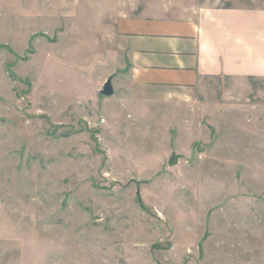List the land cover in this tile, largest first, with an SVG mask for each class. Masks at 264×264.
I'll return each mask as SVG.
<instances>
[{
  "label": "rangeland",
  "instance_id": "obj_1",
  "mask_svg": "<svg viewBox=\"0 0 264 264\" xmlns=\"http://www.w3.org/2000/svg\"><path fill=\"white\" fill-rule=\"evenodd\" d=\"M73 1L0 0V264H264V87L136 99Z\"/></svg>",
  "mask_w": 264,
  "mask_h": 264
},
{
  "label": "crops",
  "instance_id": "obj_2",
  "mask_svg": "<svg viewBox=\"0 0 264 264\" xmlns=\"http://www.w3.org/2000/svg\"><path fill=\"white\" fill-rule=\"evenodd\" d=\"M70 8L96 25V52L123 58L136 99L222 76L264 87V0H74Z\"/></svg>",
  "mask_w": 264,
  "mask_h": 264
},
{
  "label": "water",
  "instance_id": "obj_3",
  "mask_svg": "<svg viewBox=\"0 0 264 264\" xmlns=\"http://www.w3.org/2000/svg\"><path fill=\"white\" fill-rule=\"evenodd\" d=\"M113 76H109L107 78V80L105 81L102 89H101V93L105 96H112L114 94V85H113ZM175 157L176 155L173 154L170 159H169V164L170 165H174L176 163V160H175Z\"/></svg>",
  "mask_w": 264,
  "mask_h": 264
}]
</instances>
